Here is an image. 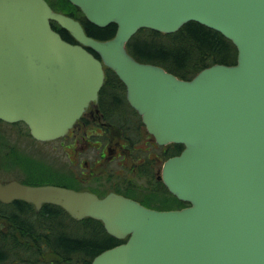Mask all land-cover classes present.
Here are the masks:
<instances>
[{"label": "water", "instance_id": "obj_1", "mask_svg": "<svg viewBox=\"0 0 264 264\" xmlns=\"http://www.w3.org/2000/svg\"><path fill=\"white\" fill-rule=\"evenodd\" d=\"M68 2L98 28L114 24L113 37L88 36L45 0H0V121L24 123L39 142L64 137L96 106L107 68L155 142L183 146L160 178L188 206L159 211L115 193L17 180L0 181V202L54 205L124 240L90 264H264V0ZM188 22L229 40L235 63L184 80L126 49L140 29L170 34Z\"/></svg>", "mask_w": 264, "mask_h": 264}, {"label": "trees", "instance_id": "obj_2", "mask_svg": "<svg viewBox=\"0 0 264 264\" xmlns=\"http://www.w3.org/2000/svg\"><path fill=\"white\" fill-rule=\"evenodd\" d=\"M46 1L54 11L78 20L88 36L98 40L113 37L114 24L98 28L88 23L79 9L67 0H57L59 9L54 7L52 0ZM52 28L64 40L68 39V33L55 23H52ZM126 49L135 60L158 65L184 80L191 79L215 63L233 65L237 54L229 40L196 22H188L170 34L141 29L129 40ZM119 85L115 74L107 70L105 86L99 95L107 97L105 109L112 116L115 113L124 114L126 109ZM17 158L26 163L23 166L20 164V167L29 176L22 183L40 185L37 181H46V184L60 185V178L49 179L42 167L31 166V161L21 156ZM175 206H181V202L176 200ZM121 242L109 236L99 221L90 218L75 221L57 206L43 205L36 213L32 205L22 201L0 203V264H90L100 252Z\"/></svg>", "mask_w": 264, "mask_h": 264}, {"label": "flooded vegetation", "instance_id": "obj_3", "mask_svg": "<svg viewBox=\"0 0 264 264\" xmlns=\"http://www.w3.org/2000/svg\"><path fill=\"white\" fill-rule=\"evenodd\" d=\"M67 35L66 41L75 44V40ZM104 71L106 74L107 69L104 68ZM117 81L123 95L122 104L126 108L124 114L115 113L112 116L108 113L105 109L108 99L100 93L96 106L88 105L68 133L60 138L71 152L69 158L74 171L63 175L59 186L89 191L99 198L115 193L156 210L187 206L184 203L175 206L176 198L168 192L160 178L163 162L178 155L183 147L172 143L158 145L147 133L141 117L127 102L124 85L118 78ZM133 176L137 178L132 179ZM137 179L144 184L143 187L135 183ZM148 187L153 195V198L150 196L151 202L157 201L156 195L163 197L156 202L162 205L161 208L149 205L145 197L135 192L140 188L145 191Z\"/></svg>", "mask_w": 264, "mask_h": 264}, {"label": "rangeland", "instance_id": "obj_4", "mask_svg": "<svg viewBox=\"0 0 264 264\" xmlns=\"http://www.w3.org/2000/svg\"><path fill=\"white\" fill-rule=\"evenodd\" d=\"M52 1L54 3V7L59 9V1ZM66 144L67 143H64L61 139L51 142H34L28 136L27 128L23 124H19L18 126L1 124L0 181L6 182L10 180H17L19 182H23L24 180L29 179V176L20 167V164H22L23 166L26 163L18 161V156L23 157L26 161H31L29 162L31 166L42 167L44 175H49V179H61L62 177H64L63 175H66L68 171H74V167L71 165V160L69 158V155L71 157V152L66 148ZM89 153L90 156H92V152L90 151ZM86 157H88V155ZM131 178L136 179L137 176H133ZM39 179L44 180V178L42 177H39ZM37 182H39L40 184H46V181ZM135 183L142 187L144 185L142 184V182L138 181V179L135 181ZM135 192L136 194H138V196L140 195L142 197H145L144 199H146L150 203L149 205L158 208L162 207L161 204L156 203L158 200H163V197H161L160 195L155 196V200L157 201H150V198H153V195L149 187L145 188V191L141 188L136 189Z\"/></svg>", "mask_w": 264, "mask_h": 264}]
</instances>
